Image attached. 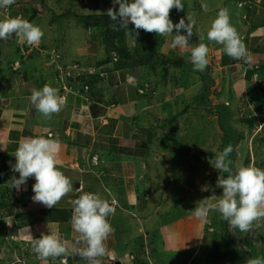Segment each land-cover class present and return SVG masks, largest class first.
Instances as JSON below:
<instances>
[{
	"label": "crops",
	"instance_id": "crops-1",
	"mask_svg": "<svg viewBox=\"0 0 264 264\" xmlns=\"http://www.w3.org/2000/svg\"><path fill=\"white\" fill-rule=\"evenodd\" d=\"M181 2L184 9H171L170 19L174 24L181 18L187 23V17L195 22L187 49H173L172 36L158 35L157 41L152 42L157 51L154 54L150 42L142 47L140 34L136 38L129 36L127 29L117 47L126 48L134 61H146L151 55L157 58L159 54L166 60L182 59L189 66L190 48L205 43L212 46V51L219 50L215 53H218L216 63L223 92L227 98H241L247 89V72L264 67V46L260 44L264 41V0H213L212 6L209 0H195V9L188 6L192 0ZM113 6L114 0H16L13 5L0 8V20L20 16L39 25L45 33L38 45H27L15 34L0 40L3 59L0 62V189L9 186L2 183L4 178H19L12 165L16 163L15 152L21 138L46 136L45 129L60 140L58 167L73 184V190L53 208L33 201L34 177L20 190L13 188L16 217L12 207L4 217L7 221L3 233L7 234L0 244V264H42L32 249L30 235L39 238L42 234L59 233L66 240H74L71 201L83 192L100 195L114 208L108 217L113 232L106 241V254L98 258L101 264H141L134 253L140 239L146 247L154 242L152 248L159 253L152 257L156 264H165L162 259L170 256L176 257L178 264L189 259L203 262L209 254L206 220L196 218L191 206L195 208L200 199L189 194L188 203L184 204V199H180L182 205L177 202L178 208H187L182 216L156 226L151 223L161 211L170 215L176 210L173 197H179L180 193L171 187L172 197L166 198L172 203L164 207L165 202L157 201V192L146 191L140 183L144 162L151 155L152 138L136 124L147 122L150 115L144 110L158 97L152 89L144 93L153 69L146 64L133 66L131 59L123 58L107 46L103 28L85 27L78 20L84 12H73L79 8L88 17L107 16V10ZM118 7L115 5V10ZM221 8L229 10L231 23L250 53L245 61L233 60L223 51V45L207 39V30ZM194 10L195 14L190 16ZM207 14L209 20L203 21ZM128 28L132 31L134 25L129 24ZM180 34L187 33L182 29ZM259 46L263 48L258 51ZM74 65L77 69H73ZM142 72L143 76L139 75ZM170 74L174 75V71ZM169 77L165 102L185 95L191 84L177 85ZM212 79L215 87L214 76ZM45 84L58 89L67 101L51 119H46L30 102L32 91L42 89ZM64 259L50 257L48 264H61ZM66 259L67 264H89L79 255H69Z\"/></svg>",
	"mask_w": 264,
	"mask_h": 264
},
{
	"label": "clouds",
	"instance_id": "clouds-1",
	"mask_svg": "<svg viewBox=\"0 0 264 264\" xmlns=\"http://www.w3.org/2000/svg\"><path fill=\"white\" fill-rule=\"evenodd\" d=\"M15 2L0 0V8H7ZM115 5H119L118 11ZM173 8L183 10L181 0H114L113 8H109L106 15L117 22L111 25L114 31L127 29V35L135 38L139 35L136 30L141 29L160 36H172L171 47L184 50L188 48L195 22L187 17V23L181 18L174 24L170 19ZM129 24L134 25V30L129 31ZM174 29L176 35H173ZM182 29L186 35L180 34ZM13 34L30 46L38 45L45 35L39 25L20 16L0 20V40H7ZM207 39L223 45V51L233 60H242L247 55L246 46L232 25L227 8L218 11L207 32ZM208 53L209 47L205 43L191 49L190 62L194 71L206 70ZM30 102L46 119H51L67 101L58 89L45 84L42 89L32 91ZM45 132L46 136L21 138L15 152L16 163L12 165L19 178L13 177L11 182L12 188L20 190L30 177H34L33 201L53 208L73 190V184L58 167L60 140L54 138L48 129ZM232 152L233 146L229 144L214 159L215 168L220 173H227L226 177L220 175L217 179L216 186L222 188V196L218 198L213 194L199 201L192 212L196 218L206 220L211 211H218L232 228L248 232L254 222L264 219V169L248 165L234 170L233 161L229 158ZM71 204L70 224L75 233L74 240H66L59 233L42 234L39 238L30 235L28 239L32 249L42 264H48L50 257H64L61 264H67L69 255H79L89 264H101L98 258L106 254V241L113 232L108 217L114 208L108 200L90 192H83ZM247 264H264V257L249 258Z\"/></svg>",
	"mask_w": 264,
	"mask_h": 264
},
{
	"label": "rangeland",
	"instance_id": "rangeland-1",
	"mask_svg": "<svg viewBox=\"0 0 264 264\" xmlns=\"http://www.w3.org/2000/svg\"><path fill=\"white\" fill-rule=\"evenodd\" d=\"M209 1L210 6H212L213 0ZM194 4L195 0H192L191 5L188 3V6H192L195 9L197 5L195 6ZM80 11L84 12L82 18L85 20L88 16L84 10L73 9V12ZM194 14L195 10L192 13L190 12V16ZM202 20L208 21V14L202 17ZM63 21H73V19H64ZM143 32L145 37H141L139 42L142 47L149 42L147 37L151 34L144 30ZM260 44L264 46V41ZM259 48L263 47L259 46L258 51L260 50ZM212 50V46H210L208 65L211 67L208 66L206 70L211 75L212 72L214 73L212 77L214 76V82H216L215 87L212 84V77L206 75V72L194 71L192 63L189 64L192 68H189L187 66L175 67L172 63L166 62V68L160 65L157 67L158 70L152 71V75L149 74L150 83L145 85L144 93L152 89L158 97H155L152 101L151 107H147L144 110L145 113H149L147 116L150 115L147 122H138L136 124L137 128L146 129L152 138L151 155L144 162L145 171L142 172L141 187L148 192H157V201L160 204L165 202L164 207L166 204L172 203L171 199L168 200L166 198L167 195L172 197L170 191L174 188L180 190L179 197H173V201H176L174 203L176 210L170 215H165L161 211L151 222L154 226L161 224L162 221L182 216V213L185 210L187 211V208L182 206H180L182 208H178L177 202H180L178 205H182L180 199H184V204L188 203L186 197L189 194L191 198L200 199L199 201L209 198L213 194L218 198L222 196L223 190L217 187L216 184L218 177L225 173H220L215 168L214 159L221 152L222 131L219 126V113L221 112V117L225 115L222 111L224 110L223 107L231 109L233 112L231 123H233L242 137L237 148V168L254 165L264 169V67L255 70L254 75L247 83L246 92L241 98L230 99L223 92V83L221 80L219 81L218 77L219 67L217 68L216 63L218 62V53L215 52L219 50ZM248 55L250 53L247 50V55L243 58L244 61L249 57ZM163 59L165 58L162 57L160 59L159 57L158 60L161 61ZM2 60V55L0 54V62ZM154 71H157L158 74L154 75ZM170 71H174V75H171ZM143 73L139 75L143 76ZM169 76H171V80L174 79L177 82V85L191 84L185 95L182 94L172 101L165 102L164 90L170 80ZM206 88L209 89L207 100L204 103H198L197 97ZM253 121L255 122L251 126L250 123ZM11 180L8 177L4 178L2 183L9 186L0 189V207H2L0 209V244L3 243V238L7 234L3 233V228L7 221L4 217L7 216L11 207L16 217L15 204L12 201L14 190ZM190 190L191 193H189ZM191 206L194 209L193 205ZM206 223V238L208 244H210L208 256L203 262L189 259L185 264H207L208 258L214 253V245L219 241L226 240L228 236L236 239L251 258L254 257V252L249 248L252 244L256 247V252L259 255L263 254L264 257V219L254 222L248 232H241L239 229L232 228L227 221L222 219L218 211H211ZM132 230L134 231L135 227ZM154 236L152 235V237ZM141 241L143 239L138 240L134 250L136 256L138 255V260L141 261L139 263L156 264L152 257L158 256L159 253L152 248L154 242L150 243V245L147 244V248ZM162 262L165 264H178L176 257L171 256L168 259H162Z\"/></svg>",
	"mask_w": 264,
	"mask_h": 264
},
{
	"label": "trees",
	"instance_id": "trees-1",
	"mask_svg": "<svg viewBox=\"0 0 264 264\" xmlns=\"http://www.w3.org/2000/svg\"><path fill=\"white\" fill-rule=\"evenodd\" d=\"M78 20L80 22H82V24L85 27H95V28H103L105 30V38L104 41L107 44L108 47H110L111 49L117 51V53L119 55H121L123 58L125 59H131V64L133 66L136 65H150V67L154 70L156 69L158 66L162 65L163 67H167L165 65L166 63H172L175 67H181V66H186L188 65L184 60L179 59V58H175L174 60L169 59V60H161L159 61V57L160 59H162V56H160L158 54V57L156 58L154 55L148 56V60L146 61H142L140 59H135L136 61L132 60L131 55L129 53V51L124 48V47H117V43H121L124 38H125V29L121 28L119 31H114L111 27L112 24L117 23L116 21L111 20V18L107 15V16H90V17H86V19L84 20L82 17H79ZM139 34L141 37H145V34L143 32V30H139ZM158 35L156 33H151L147 39H149L148 41L150 42L151 46L154 49V54H157L155 45H153L152 42H154L155 40L157 41ZM159 61V62H158ZM170 61V62H168ZM172 64H168V65H172ZM209 65H207L208 67ZM189 68H192L190 65L187 66ZM210 67V66H209ZM263 67V66H262ZM261 67V68H262ZM260 68V67H259ZM258 68V69H259ZM258 69H252L250 71L247 72V76H246V80L249 81L251 79V77L254 75L255 70ZM206 72L205 74L211 77V73ZM213 84V81H212ZM209 95V89L206 88L203 93L197 97V102L198 103H204L205 100H207V97ZM222 108V106H221ZM224 110L223 114H225L223 117H221V112L219 113V126L220 129L222 131V139H221V148L220 150L223 151V149L228 146L229 144H231L233 146V152L230 154V159L233 161V169H237V155H238V145L241 141L240 138L241 135L240 133L237 131L236 127L233 125V123H231V118L234 115L233 112L231 111V109H227L226 107H223ZM178 116V115H177ZM242 121V120H241ZM255 121L251 122V126L253 125ZM222 176H227V173L223 174ZM251 245V244H250ZM250 250H252L254 252V257L256 256H260L263 257V254L259 255V253L256 252L254 245L252 244L251 247H249ZM213 251L214 253L211 254V256L208 258L207 264H247V261L249 258H251L248 253H246L245 249L239 244L238 241H236V239H234L232 236H228L226 238V240L223 241H219L217 242L214 247H213ZM252 252V253H253ZM256 252V253H255ZM253 257V258H254Z\"/></svg>",
	"mask_w": 264,
	"mask_h": 264
},
{
	"label": "built area",
	"instance_id": "built-area-1",
	"mask_svg": "<svg viewBox=\"0 0 264 264\" xmlns=\"http://www.w3.org/2000/svg\"><path fill=\"white\" fill-rule=\"evenodd\" d=\"M73 69H77V65H74V66H73Z\"/></svg>",
	"mask_w": 264,
	"mask_h": 264
},
{
	"label": "water",
	"instance_id": "water-1",
	"mask_svg": "<svg viewBox=\"0 0 264 264\" xmlns=\"http://www.w3.org/2000/svg\"><path fill=\"white\" fill-rule=\"evenodd\" d=\"M110 206H111V207H113V205H112V204H110Z\"/></svg>",
	"mask_w": 264,
	"mask_h": 264
}]
</instances>
